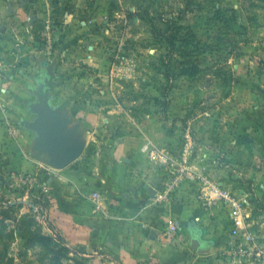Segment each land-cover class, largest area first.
<instances>
[{"label": "rangeland", "instance_id": "1", "mask_svg": "<svg viewBox=\"0 0 264 264\" xmlns=\"http://www.w3.org/2000/svg\"><path fill=\"white\" fill-rule=\"evenodd\" d=\"M169 22L201 41L195 79L180 73L181 64L167 69L172 54L154 28L164 31ZM173 58L181 60L179 52ZM0 64L28 78L53 66L60 81L79 85L75 99L54 109L99 108L96 128L82 114L68 116L86 146L82 157L57 167L37 148L34 126L39 107L55 99L57 80L25 107L24 124L36 136L27 158L17 148L0 151V264H100L102 249L68 239V204L131 174L112 155L115 141L133 131L172 158L150 163L169 179L186 158L210 180L220 175L245 188L244 196L231 192L246 208L252 203L248 218L264 234V0H0ZM101 91L106 95L93 99ZM251 230L264 249V237Z\"/></svg>", "mask_w": 264, "mask_h": 264}, {"label": "crops", "instance_id": "2", "mask_svg": "<svg viewBox=\"0 0 264 264\" xmlns=\"http://www.w3.org/2000/svg\"><path fill=\"white\" fill-rule=\"evenodd\" d=\"M53 69V66L43 65L35 69V78H28L24 69H17L18 74L13 67L0 64V151L4 154L8 153V148H17L19 155L27 158L28 142L34 141L36 136L24 124L29 114L25 107L44 85L49 88L48 84L57 80L56 85L53 83L50 87L52 93L55 89L58 91L49 104L52 109L66 101L64 99H75L78 94L76 80L60 81V74ZM101 93L93 99L106 95L104 91ZM98 110L96 104L87 103L79 108L68 103L61 113L67 111L68 129L71 128L68 118L71 113L84 115L83 122L96 128ZM10 122L17 123L18 128L8 127ZM151 149L134 131L115 141L112 164L127 166L132 172L120 178V185L96 188L94 193L99 194V199L94 198V193L86 192L79 197L73 196L67 210L68 239L75 244L102 249L96 256L100 264H226L225 259L239 238V231L245 226L255 231L260 228H254V219L248 218L253 212L252 203L244 207L242 216L234 218L231 207L224 200L214 206L203 203L200 198L203 186L199 181L186 179L170 190L171 179L150 164L154 161ZM105 161L109 162L107 158ZM195 164L193 169L202 167L198 162ZM214 178L225 190L248 194L245 188L233 187L220 175ZM151 187L156 190L153 194ZM169 220L178 223L175 235L165 232ZM262 229L258 230L261 238L264 237Z\"/></svg>", "mask_w": 264, "mask_h": 264}, {"label": "built area", "instance_id": "3", "mask_svg": "<svg viewBox=\"0 0 264 264\" xmlns=\"http://www.w3.org/2000/svg\"><path fill=\"white\" fill-rule=\"evenodd\" d=\"M151 157L156 162L168 163L173 161L172 158L162 154L159 149L150 150ZM180 166L179 173L175 177L171 178V189L181 183L182 181L189 179L205 183L206 188L202 189L200 198L207 206H214L220 201L224 200L231 207V215L235 218L242 216L244 210L243 200L233 194L231 191L223 189L215 180H210L203 173H199L193 170L186 158L177 162ZM94 198L99 199L100 196L97 192L94 193ZM179 230V226L176 220H169L165 228V232L168 235H175ZM239 238L235 242L231 252L225 259L226 264H264V249L259 246L257 236L250 229L245 226L239 231Z\"/></svg>", "mask_w": 264, "mask_h": 264}, {"label": "water", "instance_id": "4", "mask_svg": "<svg viewBox=\"0 0 264 264\" xmlns=\"http://www.w3.org/2000/svg\"><path fill=\"white\" fill-rule=\"evenodd\" d=\"M37 113L39 118L34 125L40 134L37 148L42 152H49L52 155L51 164L57 167L66 166L76 160L84 149V140L74 128H67L68 120L60 108L52 109L45 100ZM159 188L162 189V186ZM151 189L152 194L155 193L156 190L153 187Z\"/></svg>", "mask_w": 264, "mask_h": 264}, {"label": "trees", "instance_id": "5", "mask_svg": "<svg viewBox=\"0 0 264 264\" xmlns=\"http://www.w3.org/2000/svg\"><path fill=\"white\" fill-rule=\"evenodd\" d=\"M185 29V33L182 37H180L179 33L181 29ZM174 29V31H171ZM155 34H160V36L166 40L167 42V57L171 56V61L168 62L166 60V66L167 69H169L168 66H176L177 64H181L182 66V72L181 74L185 75L186 77H190L191 79H195L198 77L199 73L201 72V58H200V50H201V41L197 38L196 34L187 26V27H181L177 26L173 22H169L166 24V28L163 31L160 28L155 27L154 28ZM180 39H179V37ZM179 52L181 60H177L176 58H173V53ZM164 63V61H163ZM217 71L215 72L218 74L220 71L223 70V68H216ZM224 71V70H223ZM224 73H226L224 71ZM49 224H51V227L54 228L52 223L49 221Z\"/></svg>", "mask_w": 264, "mask_h": 264}]
</instances>
